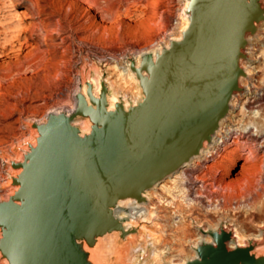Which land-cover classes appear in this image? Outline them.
Returning a JSON list of instances; mask_svg holds the SVG:
<instances>
[{
  "label": "water",
  "instance_id": "1",
  "mask_svg": "<svg viewBox=\"0 0 264 264\" xmlns=\"http://www.w3.org/2000/svg\"><path fill=\"white\" fill-rule=\"evenodd\" d=\"M188 26L137 65L141 98L110 107L109 80L82 76L74 109L29 123L35 132L21 158L4 159L13 174L0 199V260L7 264H142L139 226L116 212L181 170L210 146L248 78L246 50L264 24V0H187ZM85 121L88 130L82 129ZM140 222V219L137 218ZM142 224V223H141ZM185 264H264V242L235 243L233 226L202 231ZM134 259V260H133Z\"/></svg>",
  "mask_w": 264,
  "mask_h": 264
},
{
  "label": "rangeland",
  "instance_id": "2",
  "mask_svg": "<svg viewBox=\"0 0 264 264\" xmlns=\"http://www.w3.org/2000/svg\"><path fill=\"white\" fill-rule=\"evenodd\" d=\"M21 1L0 0V49L6 52L0 51V199L12 190L13 170L3 160L21 158L20 149L35 135L29 123L42 120L51 111L74 105L82 76L99 70L107 78L115 79L116 72L110 67L116 64L122 70L129 55L135 57L138 52L168 41L177 33L183 16L180 0H165L160 18L157 16L159 0H144L141 5L137 4L138 0H37L39 11L44 12L41 19H47L54 37L42 42L44 29L37 17H23L27 3ZM24 29L27 31L23 32ZM35 33L38 39L33 42L31 38ZM246 53L248 60L244 61V69L248 78L241 81L244 90L235 96L237 101L234 105L231 103L225 119L227 128L233 131L240 121L252 116L254 110H260L256 119L264 129V24L257 36L250 39ZM247 65L254 73L248 71ZM123 91L132 95L128 87ZM250 140L249 144H241V150L231 145L226 153L212 161L207 174L228 187L223 191L207 188L208 201L193 199V204L185 207L159 187L154 196L147 198L146 203L152 210L150 215L144 213L148 220L143 224L158 254L153 264H166L169 256L191 255L192 246L203 235L202 231L223 222L232 225L235 231L240 230L243 243L262 239L264 242V204H261L264 199V131L257 137L250 135ZM248 148L253 153L247 157L249 160L246 158ZM15 155L18 158L15 159ZM190 167L193 166L187 168ZM228 168L229 173H226ZM221 193L225 194L222 207L225 211H215L213 199ZM245 204L248 206H243ZM259 235L261 239L256 238ZM0 264L6 263L0 260Z\"/></svg>",
  "mask_w": 264,
  "mask_h": 264
},
{
  "label": "bare ground",
  "instance_id": "3",
  "mask_svg": "<svg viewBox=\"0 0 264 264\" xmlns=\"http://www.w3.org/2000/svg\"><path fill=\"white\" fill-rule=\"evenodd\" d=\"M143 1L144 0H138L136 2L138 5H141L143 3ZM180 1H181V9H182V15H183V10H185L187 8L188 1L187 0H180ZM21 3L22 4L27 3L26 8H25L26 12L23 13V17L24 18H32V16L37 17L39 22H40L42 29H44V32L42 35L43 36L42 42L43 41L45 42L46 40H49V41L52 40L54 38L53 34H52L53 30L48 28L49 23L47 24V22H46L47 17L46 18L44 17L46 20L41 19V16L44 14V12H43V10L39 11L38 1L37 0H22ZM21 3H19V4H21ZM164 4H165V0H159V2L157 3V16L159 18L163 16ZM31 26L32 25H30V27ZM187 26H188V19L185 16H182V20L179 22V24L177 26V33H175L170 39H180L182 31L184 29H186ZM29 29L32 30L31 28H29ZM22 31L26 32L27 29H24ZM1 32L3 33V31H1ZM33 33H34V31H33ZM37 37H38V35L35 33L34 35H32L31 40L32 41L37 40L38 39ZM35 38H37V39H35ZM27 39L28 38H26V42H27ZM33 42H35V41H33ZM163 44L165 46H168V41H166ZM162 45L156 44V46L154 48H152L151 50H147V51L141 52V53L136 52L137 53V54H135L136 64L137 65L139 64L140 58L143 55V53H148V52L149 53H156L157 51L161 50ZM0 48H1V46H0ZM1 49H0V51H1ZM5 50H6V47H5ZM1 53H3V51H1ZM5 53H3V54H5ZM244 66L245 65L243 62V68H244ZM110 69L113 70L114 72H116L115 79H112L111 76L108 77L109 88H110V93H109L108 98H109V102H110V107H113L116 102L120 101V98L123 99L124 104L126 106H128L131 103L128 101V99H131L132 103H134V104L137 101H139L141 98V91H140V88L138 85V81L136 80L135 75H133L134 74L133 71L130 69L129 63H125V65L122 67V70H120L119 65H116V64L113 65L112 67H110ZM110 69H107V71H109ZM247 69L250 73H254V72H252V69L250 68L249 65H247ZM90 81L94 84L95 92H98L100 87H101L99 70H96L93 72V78H91ZM125 87H128L132 91V95H128L126 92L123 91V88H125ZM75 89H76V87H75ZM236 101L237 100L234 97L232 100L233 105L236 103ZM73 109H74V105L72 104L69 107V110L72 111ZM259 111L254 110L251 113L252 116L248 117V119L246 121H244V120L240 121L236 131H233L232 130L233 128L232 129L227 128V123L225 122L226 120H223L220 124L219 130L217 131V133L213 139L212 144H210L209 147L205 146L204 149H202L200 156L192 159L191 162L189 164H187L185 167H183L181 170H179L176 173H174L173 175L169 176L167 179H165L161 184H159L155 188L147 191L145 194L146 198H148V200H149L150 196H154L155 192H156L155 189H157L159 187L158 189H160L161 191H163L165 193H168L171 196V199L177 198V199H179L180 203L183 206L188 207V205L193 204V202H192L193 199H195L197 201H201L200 200L201 198L203 200L205 198V199H207L206 201H208L209 195L206 194L205 190H208L210 188H212L213 191H216L217 189H220L221 191L225 190V188L228 187V184L224 186L222 184H219V182H215L214 179L212 178V176L207 174L208 173L207 171L209 170L211 163H213L212 161L214 159H216V157H220L221 154L226 153L231 145H235L234 148H237L239 150L241 148V144H243V143L249 144V142L252 141V140H250V135L255 136V137H257L258 135H261V133L264 131V129L261 127V125L259 124V122L256 119ZM77 122L81 123V125H82L81 127L84 131L88 130V125L85 121L81 122V120H77ZM238 131H239V133L237 134ZM211 145H213L212 149H210V147H212ZM248 149L249 150L246 152V154H247L246 158L249 156H252V154H253L252 149L251 148H248ZM13 157H15V159H16V158H18V155H15ZM191 165L193 167L187 168ZM262 166L264 168V160H263ZM185 168H187V169H185ZM229 170L230 169L228 168L226 173H229ZM199 173H201V175ZM259 175H260V173H259ZM224 184H226V183H224ZM188 195H190L192 198H189ZM6 196H7V194H6ZM224 196H225V194H224ZM224 196H223V193H221L218 197L213 199L214 203H215V206L213 205V207H214L213 209H215V211L216 210H222V211L224 210V208H222L224 206V203H225ZM227 197H229V196H227ZM209 198H211V197H209ZM150 202H152V201H150ZM121 203L124 204L127 208L124 210L123 209L118 210L116 212L117 217L120 219L126 218L127 221L125 222V225L127 227L141 225V227L143 228V230H145V233H146L147 242H145V244H139L137 246V248L133 250V253L139 252V251L144 252V250L147 246L151 247V250H150L151 252H150L149 257L147 259H145L142 262V264H153V261L157 259L158 254H157V251L154 247V244L151 241L152 237L150 236L149 231L147 230L145 225L143 224L144 222H146V220H148V216H146L144 213L148 212V215L151 214V210H152L151 205H148V203H142V204L137 205L133 200H126V201L121 202ZM261 204H264V199H263ZM153 206H154V204H153ZM243 206H248V205L245 204ZM250 207L251 206H249V208ZM137 218L140 219V222L137 220ZM217 228H218L217 225L214 227H211V229H213V230H215ZM233 234H234V238H235V243L232 245H244L243 237L241 235L242 233H240V230L235 231V229L233 228ZM256 238L261 239V236L259 235ZM201 241L202 242H210L211 239L208 235H201L198 237V241L192 247H196L198 245V243H200ZM262 241H263V239L261 240V242ZM192 251H193V253L191 255L186 256V257L185 256L179 257L178 255H177L178 257L169 256V258H166L165 262H166V264H185L186 261H188L189 259L195 258L196 253L193 249H192ZM159 261H160V258H159Z\"/></svg>",
  "mask_w": 264,
  "mask_h": 264
}]
</instances>
